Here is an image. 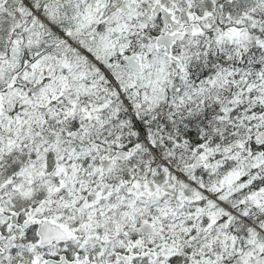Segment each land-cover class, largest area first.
Instances as JSON below:
<instances>
[{"label": "snow or ice", "instance_id": "6c2138e0", "mask_svg": "<svg viewBox=\"0 0 264 264\" xmlns=\"http://www.w3.org/2000/svg\"><path fill=\"white\" fill-rule=\"evenodd\" d=\"M0 264H264V0H0Z\"/></svg>", "mask_w": 264, "mask_h": 264}]
</instances>
